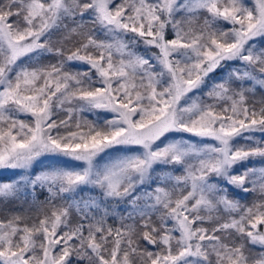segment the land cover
Listing matches in <instances>:
<instances>
[{
  "label": "snow or ice",
  "instance_id": "1",
  "mask_svg": "<svg viewBox=\"0 0 264 264\" xmlns=\"http://www.w3.org/2000/svg\"><path fill=\"white\" fill-rule=\"evenodd\" d=\"M257 158L264 0H0V264H264Z\"/></svg>",
  "mask_w": 264,
  "mask_h": 264
},
{
  "label": "rangeland",
  "instance_id": "2",
  "mask_svg": "<svg viewBox=\"0 0 264 264\" xmlns=\"http://www.w3.org/2000/svg\"><path fill=\"white\" fill-rule=\"evenodd\" d=\"M246 3L248 4L249 7L254 8L255 7V0H246ZM92 118H95L92 116ZM46 163H51V160H44L41 164L36 165L37 171L41 170L44 164ZM254 163L256 167H261L264 166V162L260 161L259 158H257L255 161L250 162V164ZM9 173H4L3 176H0V180H6L9 178Z\"/></svg>",
  "mask_w": 264,
  "mask_h": 264
},
{
  "label": "trees",
  "instance_id": "3",
  "mask_svg": "<svg viewBox=\"0 0 264 264\" xmlns=\"http://www.w3.org/2000/svg\"><path fill=\"white\" fill-rule=\"evenodd\" d=\"M78 67H80V66L78 65ZM73 70H75V69H73ZM81 70H82V69H81ZM88 118H89V119H94V118H92L91 115H89ZM40 199H43V197L41 196ZM251 199H252V197H249V198H248V202H250ZM8 207H9V208H18L19 205H18V204H10V205H8ZM25 207H27V206L25 205ZM2 208H3V205H0V209H2ZM4 215H5V213H4L2 210H0V219H3ZM27 215L36 216L37 213H36L35 211H33V212H31V213H27Z\"/></svg>",
  "mask_w": 264,
  "mask_h": 264
}]
</instances>
